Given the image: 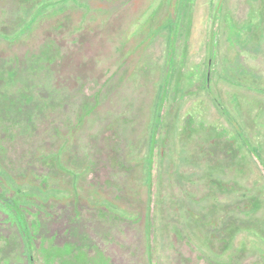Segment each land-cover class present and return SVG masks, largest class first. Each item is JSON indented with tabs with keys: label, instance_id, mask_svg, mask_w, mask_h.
Instances as JSON below:
<instances>
[{
	"label": "rangeland",
	"instance_id": "1",
	"mask_svg": "<svg viewBox=\"0 0 264 264\" xmlns=\"http://www.w3.org/2000/svg\"><path fill=\"white\" fill-rule=\"evenodd\" d=\"M0 264H264V0H0Z\"/></svg>",
	"mask_w": 264,
	"mask_h": 264
},
{
	"label": "trees",
	"instance_id": "2",
	"mask_svg": "<svg viewBox=\"0 0 264 264\" xmlns=\"http://www.w3.org/2000/svg\"><path fill=\"white\" fill-rule=\"evenodd\" d=\"M75 2V1H74ZM125 20V19H123V16H122V14L121 15H118V16H113V17H111V18H109L108 20H106L105 22H104V25H102V27H101V31L107 36V35H109V31L110 30H113L114 29V27H116V25H118L119 23H122V21L121 20ZM123 24V23H122ZM113 35V34H112ZM102 37H105L104 35H102ZM49 49H50V51L52 52V55L50 56V58H40L39 60H40V62L42 63V64H40V66H39V68L40 69H46V68H48L49 67V65H50V63L52 64V61L54 60V59H56V58H58V57H62V55H63V53L62 52H64V50H60L56 45H55V47H51V46H49ZM53 56V57H52ZM52 57V58H51ZM161 109H162V103L160 102L159 104H158V109H157V112H156V120H158V119H160L161 118V115H160V112H161ZM231 123L232 124H235V123H233V121H231ZM115 164H116V162H115Z\"/></svg>",
	"mask_w": 264,
	"mask_h": 264
}]
</instances>
